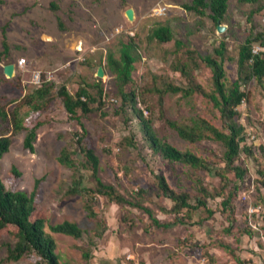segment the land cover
Listing matches in <instances>:
<instances>
[{"label": "rangeland", "instance_id": "374dc122", "mask_svg": "<svg viewBox=\"0 0 264 264\" xmlns=\"http://www.w3.org/2000/svg\"><path fill=\"white\" fill-rule=\"evenodd\" d=\"M52 2L59 8L53 9ZM191 2L0 0V51L4 49L6 32L13 54L0 62V109L10 111L20 105L25 125L37 127L35 149L31 150L25 145L27 130L15 132L10 118H0V135L12 138L9 151L0 158L1 177L8 188L28 193L39 181L37 209L47 217L46 230L57 242L61 264H264V86L251 81L244 87L251 92V98L239 106L238 121L245 128L242 145L248 151L242 153L239 161L247 168L244 180H238L234 172L228 173L231 187L237 188L235 214L224 210L223 197H209V206L215 210L213 216L199 210L177 222L171 211L173 201L164 197L158 187V173L163 172L178 192H190L193 201L199 195L197 181L202 180L214 191L220 189L221 179L214 172L172 164L152 150L139 120L123 104L116 74L109 65L111 54L120 59L124 43L134 41L132 52L137 61L127 91H138L141 105L148 107L159 136L181 150L205 156L213 163L220 161L225 150L221 143H191L166 121L203 115L222 126L219 110L199 94L185 99L181 94L165 93L162 105L160 95L169 83L187 84L180 71L183 63L190 64L197 81L210 90L212 72L200 57L214 54L223 40L228 47L225 68L231 84L238 76L241 42L251 31L264 29V8L250 18L257 6L229 0L227 17L220 23L226 29L220 32L210 9L206 8L203 14L186 9L185 5ZM128 8L135 10L133 20L126 14ZM161 24L171 26V41L150 38L152 30ZM260 49L256 45L255 50ZM22 57L27 62L18 66ZM8 62L16 64L12 77L4 71ZM100 66L105 69L103 77L97 74ZM36 72H41L40 81L34 77ZM45 76L54 83L53 91L45 97L43 109L36 110L34 102L31 105L24 101L32 97ZM100 81L104 86L102 110L95 103L88 115L79 111L80 120L71 118L58 89L66 85L75 93L87 83ZM80 123L88 132L86 144L100 157L101 177L114 183L127 197L143 201L162 223H171L169 227L155 225L140 208L98 196L95 210L98 219L105 222L106 231L102 237L94 236L97 220L88 213L87 199L68 193L74 169L60 162L65 148L83 161L74 138V133L82 128ZM14 166L21 172L20 178L12 173ZM83 173L85 184L94 186L91 170L85 168ZM65 220L78 223L83 235L75 238L51 231L50 225ZM15 241L10 228L0 232V264H44L33 253L18 261L8 260V247ZM222 243L230 244L233 252L222 248Z\"/></svg>", "mask_w": 264, "mask_h": 264}, {"label": "trees", "instance_id": "16d2710c", "mask_svg": "<svg viewBox=\"0 0 264 264\" xmlns=\"http://www.w3.org/2000/svg\"><path fill=\"white\" fill-rule=\"evenodd\" d=\"M240 1L257 6L250 13V18L255 12L264 8V0ZM51 6L53 9L59 8L56 2H52ZM185 8L196 11L199 14H203L204 10L208 8L211 11V18L216 24H220L227 17L229 0H192L191 3L185 5ZM150 38L157 39L160 42H168L174 38V34L171 26L161 24L152 30ZM133 42L124 43L120 59H116L111 54L109 56V65L116 74L123 104H126L133 116L139 120L144 137L149 142L152 150L172 164L182 163L192 168L214 172L221 179L220 189L217 188L214 191L206 186L202 180L197 181L199 195L193 201L190 192H178L170 185L163 172L158 173V187L164 197L173 201L171 211L177 216V222H183L185 216L191 217L193 213L199 210L206 212L208 217L213 216L215 210L209 206V197H223L221 204L224 210L229 211L233 216L235 214L233 208L235 207L234 201L237 188L231 187L232 180L228 173L234 172L238 180H244L247 173V168L239 163L242 153L248 151L246 145H242V142L245 141V128L238 121L241 116L239 106L251 98V92L244 88L251 81L255 80L264 86V29L259 32L251 31L241 42L237 59L238 76L231 84L227 82L225 68L228 47L226 41L223 40L215 48L214 54L200 57L212 72V87L210 90L197 81L193 74L192 66L188 63H183L180 71L186 77L187 84L177 85L169 83L160 95L162 105L165 93L181 94V97L185 99H191L199 94L219 110L220 119L223 122L222 126L215 124L203 115L189 116L182 120H166L167 124L186 141L198 143L203 140H212L221 143L225 150L223 156L220 157V161L218 160L216 163L190 150H181L166 138L160 137L155 129L153 118L148 114V107L144 108L141 105L138 91L135 88L127 91V86L133 82V72L137 61V56L132 52ZM256 45H259L261 49L255 50ZM3 48L0 51V62L13 56L6 32ZM53 87L54 83L49 81L47 77L44 78L41 86L34 91L32 97L24 101V104L29 103L32 105L35 103L36 110L43 109L45 105L44 99L52 93ZM93 89H96V92ZM103 93L104 86L101 81L94 85L87 83V85L79 87L75 93H72L66 85H62L58 89V95L62 98L70 117L78 120L81 119L78 115L79 111H82L84 115H88L94 110L92 104L97 103V108L102 110L105 105ZM19 106L14 107L10 111L0 109V118H10L15 132L26 129L25 145L29 149L34 150V143L37 139V127L29 128L25 125L23 118H21ZM80 124L82 128L74 133V138L79 152L84 157L83 161L77 160L73 150L65 148L61 153L60 162L74 169V179L68 189V193L80 194L87 199L86 208L88 213L97 220L94 236L102 237L106 231L105 222L98 219V212L95 210V200L98 196H105L111 202L121 205L140 208L149 214L155 225L169 227L171 223H162L154 216L153 210L145 205L143 201L127 197L114 183L106 182L101 177L100 157L95 149L86 144L88 132L84 124ZM133 136L135 135L133 134ZM11 142V135H0V158L9 151ZM85 168L91 170L94 186L85 184L86 176L83 173ZM12 170V173L20 178L21 172L15 166ZM262 174L264 175V172ZM38 186L39 181L37 180L31 193L22 189L8 188L1 177L0 167V232L10 228L16 238L15 243L10 244L8 247L7 259L18 261L25 255L33 253L39 256L40 262L44 264H61L60 255L56 251L57 242L54 236L46 230L47 217L37 209L36 196ZM180 214H183V216L181 217ZM233 219L235 220L234 217ZM50 229L52 232L63 233L75 238H80L84 233L78 223L70 220L52 224ZM220 246L231 253L233 252L232 246L228 243H222ZM85 256L89 258L90 254L86 253Z\"/></svg>", "mask_w": 264, "mask_h": 264}, {"label": "water", "instance_id": "95a60500", "mask_svg": "<svg viewBox=\"0 0 264 264\" xmlns=\"http://www.w3.org/2000/svg\"><path fill=\"white\" fill-rule=\"evenodd\" d=\"M126 14H127L128 18L131 20H133L135 18V10L133 8H128L126 10ZM225 29H226V26L221 25V24L218 25V30L220 32H223ZM15 70H16V64L15 63H8L4 66V71L9 77L14 76ZM97 74L99 77L105 76V69L103 66L99 67Z\"/></svg>", "mask_w": 264, "mask_h": 264}, {"label": "built area", "instance_id": "2783aa9c", "mask_svg": "<svg viewBox=\"0 0 264 264\" xmlns=\"http://www.w3.org/2000/svg\"><path fill=\"white\" fill-rule=\"evenodd\" d=\"M26 62H27L26 57H22V58L18 61V66H23V65L26 64ZM34 77H35V79H36L37 81H40V79H41V72H36V73L34 74Z\"/></svg>", "mask_w": 264, "mask_h": 264}]
</instances>
